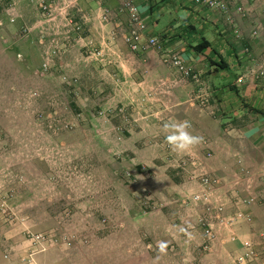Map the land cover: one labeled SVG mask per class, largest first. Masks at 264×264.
Returning a JSON list of instances; mask_svg holds the SVG:
<instances>
[{"label": "rangeland", "instance_id": "374dc122", "mask_svg": "<svg viewBox=\"0 0 264 264\" xmlns=\"http://www.w3.org/2000/svg\"><path fill=\"white\" fill-rule=\"evenodd\" d=\"M30 6L0 0V264H215L221 254L264 264V107L243 102L250 118L232 119L198 76L160 59L191 82L198 106H212L205 132L190 129L204 142L174 153L162 129L166 85L150 86L143 69L142 89L118 75L120 55L139 53L126 26H108L113 41L89 42L72 1ZM235 148L245 164L234 165ZM220 227L249 238L219 240ZM246 245L253 254L240 263Z\"/></svg>", "mask_w": 264, "mask_h": 264}, {"label": "crops", "instance_id": "0c3cea01", "mask_svg": "<svg viewBox=\"0 0 264 264\" xmlns=\"http://www.w3.org/2000/svg\"><path fill=\"white\" fill-rule=\"evenodd\" d=\"M10 1L14 9L28 10L37 0ZM70 1L84 17L87 32L84 39L89 42L113 41L115 38L108 32L109 25L126 26L128 29L127 14L121 11L125 0ZM131 1L146 25V37L156 36L164 42L166 50L179 51L184 64L202 81L203 89H210V97L214 96L221 102L222 112L230 111V118L240 120L245 116L250 118L248 107L243 106V102L250 103L252 107H264V84L251 76L239 82L240 77L247 71L255 72L264 64V0H234L244 13L231 14L232 24H228L226 17L218 11L198 5L195 0ZM106 10L112 15L108 24L103 14ZM254 32L256 34L252 36ZM203 41L208 42L209 47L200 52L194 50ZM244 47L249 48L251 55L246 56L243 53ZM158 54L153 51H147L145 55L140 52H124L120 55L122 62L119 65V77L122 76L126 83L131 81L134 87L142 89L140 71L146 70L150 75V86L156 81L166 85L167 92L161 103L170 111L171 120H188L192 124L191 130L203 134L205 131L202 127L205 122H210L211 118L207 113L212 106L205 109L198 106L192 97L191 82L180 79L169 67L164 66L160 60L162 54ZM230 93L234 96V102L227 99L231 96ZM255 116L261 115L256 112ZM247 134L244 133L243 136ZM232 151L237 156L234 165L245 164L242 157L246 151L238 148ZM254 205L246 207V212L247 216L256 218ZM240 233H243L242 237H239ZM233 235L242 241L249 238L238 227L233 230L220 227L217 230L219 240ZM236 246L238 247L236 244L232 248L219 247L228 250L236 249ZM215 264H229V261L221 254Z\"/></svg>", "mask_w": 264, "mask_h": 264}, {"label": "built area", "instance_id": "2783aa9c", "mask_svg": "<svg viewBox=\"0 0 264 264\" xmlns=\"http://www.w3.org/2000/svg\"><path fill=\"white\" fill-rule=\"evenodd\" d=\"M195 2L198 5H203L209 10L218 11L221 13L226 17L228 24L233 23L231 14L242 15L244 13L242 7L235 4L234 0H195ZM46 8V5L42 6L43 14L45 13ZM123 10L126 12L128 17V30L124 35V41L132 51L141 52L151 48L154 51L162 54V58H164V60L167 61L175 71L182 74L185 78H190L195 82L198 81L196 74L193 73L191 68L184 64L183 59L178 53H171L169 55V53H166L167 50L165 49L164 42L161 39L156 36L146 37V25L143 19L140 17L137 7L131 0L124 1ZM255 34V32L252 33V36H255ZM243 53L246 56L251 55L250 50L247 47L243 48ZM247 76H251L254 80L264 84V64L259 68V70L255 72L247 71L240 77L239 82H242L244 78H247ZM201 181L204 186H212L217 184V181L211 177L202 178ZM243 202L244 204L249 205L252 202V199ZM222 210V207H218L216 209V217L222 213ZM207 211H210V209H207ZM236 217L242 218L243 216L241 214H237ZM208 238L210 239L211 235H209ZM244 248L245 253L242 255L243 257L241 256L239 259L240 263L245 261L247 258H250L253 254L249 245H246Z\"/></svg>", "mask_w": 264, "mask_h": 264}, {"label": "clouds", "instance_id": "9594fccd", "mask_svg": "<svg viewBox=\"0 0 264 264\" xmlns=\"http://www.w3.org/2000/svg\"><path fill=\"white\" fill-rule=\"evenodd\" d=\"M191 128L192 124L188 120H170L163 123L162 129L165 133V143L170 147L171 151L177 154L190 153L204 142V137L193 134L190 131ZM188 227H191V225ZM179 231L190 235L187 227H179ZM165 247L162 244L160 251L163 252Z\"/></svg>", "mask_w": 264, "mask_h": 264}, {"label": "trees", "instance_id": "16d2710c", "mask_svg": "<svg viewBox=\"0 0 264 264\" xmlns=\"http://www.w3.org/2000/svg\"><path fill=\"white\" fill-rule=\"evenodd\" d=\"M209 47V43L206 41L201 42L199 45L194 47V50H196L197 52L202 51L203 49ZM223 64V63H222Z\"/></svg>", "mask_w": 264, "mask_h": 264}]
</instances>
